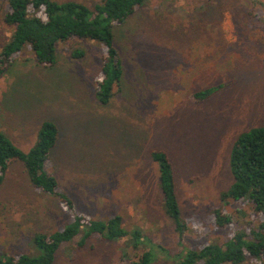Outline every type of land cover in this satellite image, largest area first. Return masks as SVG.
<instances>
[{"label": "rangeland", "instance_id": "rangeland-1", "mask_svg": "<svg viewBox=\"0 0 264 264\" xmlns=\"http://www.w3.org/2000/svg\"><path fill=\"white\" fill-rule=\"evenodd\" d=\"M73 1L93 9L100 0ZM7 10L0 0V51L12 31L3 20ZM113 33L122 77L106 105L96 99L106 50L87 39L59 42L51 68L37 65L26 45L0 78V130L27 152L39 126L53 122L58 138L45 168L74 203L67 210L35 191L22 165L12 164L0 185V253H31L35 234L53 233L77 214L119 215L125 230L165 249H154L158 264H175L167 257L181 248L164 214L151 149L171 160L187 248L223 245L255 221L248 203L225 204L220 194L233 182L234 140L264 126V0H148ZM74 50L83 57L74 59ZM216 86L211 98L195 101V92ZM215 209L233 222L217 227ZM76 241L63 245L53 264H125L122 252L150 248L134 251L127 240L94 235L77 249Z\"/></svg>", "mask_w": 264, "mask_h": 264}, {"label": "trees", "instance_id": "trees-1", "mask_svg": "<svg viewBox=\"0 0 264 264\" xmlns=\"http://www.w3.org/2000/svg\"><path fill=\"white\" fill-rule=\"evenodd\" d=\"M3 1L8 6L3 20L12 31L0 51V78L12 67L13 57L26 45L37 65L51 68L57 60L56 45L59 42L73 38L87 39L99 43L106 50L101 59L102 77L97 84L96 99L102 105L110 101L113 87L120 85L122 77V66L114 44V26L125 23L148 0H100L93 9L73 0ZM83 55L81 50L71 52L74 59ZM220 89L221 86L210 87L195 92L193 97L195 101L203 102ZM57 138L56 125L51 121H44L38 128L34 145L24 152L0 130V185L4 182L9 167L19 163L35 191L58 198L65 209L72 210L74 203L65 194L58 192L56 178L45 168ZM149 153L158 166L164 214L172 221L181 248V251L167 259L175 264H243L249 260L257 262L264 259V126L251 128L234 140L228 161L233 182L220 194V201L225 204L230 200L248 203L251 206V216L257 223L247 222V227L236 231L223 245L208 243L198 249L184 245V237L189 228L178 203L171 160L162 149H151ZM213 213L215 224L219 228L233 222V217L224 214L221 209H215ZM94 235L108 242L127 240L126 244L134 251L141 245L145 246V243L150 246L149 250L134 252L137 255L122 252L125 264H158L154 249L165 251L159 245L158 247L148 241L143 243L140 231L125 230L119 215L107 220H91L77 214L72 221L53 233L35 234L31 240V253H0V264H53L63 245L77 240L75 248L82 249Z\"/></svg>", "mask_w": 264, "mask_h": 264}]
</instances>
